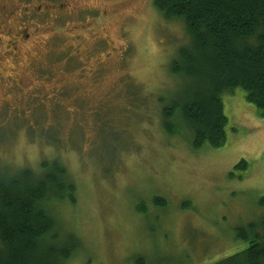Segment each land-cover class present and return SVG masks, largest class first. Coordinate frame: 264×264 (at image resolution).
<instances>
[{
  "label": "rangeland",
  "instance_id": "374dc122",
  "mask_svg": "<svg viewBox=\"0 0 264 264\" xmlns=\"http://www.w3.org/2000/svg\"><path fill=\"white\" fill-rule=\"evenodd\" d=\"M68 3L65 18L36 17L48 36L19 45L17 61L3 53L24 8ZM186 43L181 21H165L153 0H0V167L67 168L77 202L55 212L81 247L65 264H211L243 250L235 230L264 218V119L243 92L222 97L217 150L161 128L177 90L171 60ZM240 161L246 169L234 170Z\"/></svg>",
  "mask_w": 264,
  "mask_h": 264
},
{
  "label": "trees",
  "instance_id": "16d2710c",
  "mask_svg": "<svg viewBox=\"0 0 264 264\" xmlns=\"http://www.w3.org/2000/svg\"><path fill=\"white\" fill-rule=\"evenodd\" d=\"M153 7L165 21H181L189 39L169 67L177 90L160 111L166 135L187 131L192 150L223 147L222 97L237 90L264 119V0H153ZM246 166L240 161L234 170ZM38 168L0 167V264H65L81 247L55 212L77 202L67 168L55 159ZM153 204L163 211L166 200L155 197ZM234 236L246 247L211 264H264V218Z\"/></svg>",
  "mask_w": 264,
  "mask_h": 264
},
{
  "label": "flooded vegetation",
  "instance_id": "af4514ba",
  "mask_svg": "<svg viewBox=\"0 0 264 264\" xmlns=\"http://www.w3.org/2000/svg\"><path fill=\"white\" fill-rule=\"evenodd\" d=\"M66 7L69 8L66 12H62V9ZM3 10V15L4 19L2 20V24H9L10 20L13 19V11L8 10L6 8H2ZM16 10V9H15ZM24 12L19 16L18 18H20L21 20H19L18 22H20V24L18 23L19 27L15 29V39L14 41H12L11 43V47H13L14 49L12 50L11 48H9L8 46H6L7 49L4 50L3 53L5 54H9L11 55V59L13 61H17V52L19 51L20 47L19 45L23 46V44H26L28 42H30L31 40L34 39H39L47 35L46 30H48L47 24H42V22L38 21L36 19L37 16H42L43 18H50V16L52 17H58L55 15L59 14V18H65V17H61V16H66L69 13H71V5L68 3L64 6H62L60 8L59 11H55V12H44L43 14L41 13H36V10H39L38 7H31L30 10H26V8H24ZM62 14V15H61ZM13 27V25H11ZM54 25H50L49 29H52ZM19 29V30H18ZM5 35H7V37H10L8 35L7 32H4ZM50 39V38H49ZM48 39V42H50V40ZM0 55V61L1 59ZM1 75V74H0Z\"/></svg>",
  "mask_w": 264,
  "mask_h": 264
}]
</instances>
